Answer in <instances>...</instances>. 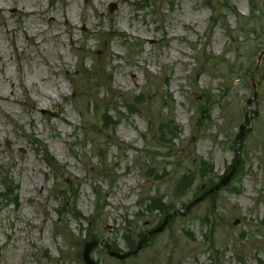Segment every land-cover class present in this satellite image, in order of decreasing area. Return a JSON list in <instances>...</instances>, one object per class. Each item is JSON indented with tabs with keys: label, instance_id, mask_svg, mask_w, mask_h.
I'll use <instances>...</instances> for the list:
<instances>
[{
	"label": "rangeland",
	"instance_id": "374dc122",
	"mask_svg": "<svg viewBox=\"0 0 264 264\" xmlns=\"http://www.w3.org/2000/svg\"><path fill=\"white\" fill-rule=\"evenodd\" d=\"M263 51L264 0H0V264H264Z\"/></svg>",
	"mask_w": 264,
	"mask_h": 264
},
{
	"label": "water",
	"instance_id": "95a60500",
	"mask_svg": "<svg viewBox=\"0 0 264 264\" xmlns=\"http://www.w3.org/2000/svg\"><path fill=\"white\" fill-rule=\"evenodd\" d=\"M263 57H264V52L261 53L259 59L261 60ZM235 171H236V169H234V171H233L229 176H227V177L221 182V184L216 188V190H220L221 187H222L223 185L228 184V183L231 181V178L233 177V175L235 174ZM214 191H215V189L212 190L210 193H214ZM168 222H169V219H166L165 223L162 225V227H160V228L156 231V233H160V232H162V231L166 228ZM96 245H97V243H95V242H93V243H89V244H86V246H85V251H84V256H83V257H84V261H85L86 264H96V263L92 260V258H91V252H92L93 248H94ZM142 246H143V245L141 244V245L139 246V249H138L137 251H135V252H133V253H131V254H128V255H124V256H122V255H118V254H114V253H111L110 255H111L112 257H116L117 259H119V260L122 261V260H125V259H127V258H129V257H131V256L136 255L139 251H141Z\"/></svg>",
	"mask_w": 264,
	"mask_h": 264
},
{
	"label": "trees",
	"instance_id": "16d2710c",
	"mask_svg": "<svg viewBox=\"0 0 264 264\" xmlns=\"http://www.w3.org/2000/svg\"><path fill=\"white\" fill-rule=\"evenodd\" d=\"M172 129H173L172 126H169V127L164 126V127H162V128L159 130L161 141H165V138H167L168 136L170 137V135H171L170 130L172 131ZM174 130H176V129H174ZM169 133H170V135H169ZM187 179H188V178H186V179H182V181L185 182ZM13 195H14V192H11L10 196H13ZM157 202H158L157 200H153L149 207L153 208L154 210H158V211H162V210H163L162 212L167 213V214L170 216V211H169L170 209H169V208L167 209V206H165V205H161V201H160V205H161V209H162V210H160V209H159V205H156ZM12 204H15V202H13ZM16 205H17V204H16ZM171 215H172V214H171ZM113 250H114L115 252H117V253H120V251H119L118 249H115V248H114ZM133 250H134V249H133Z\"/></svg>",
	"mask_w": 264,
	"mask_h": 264
}]
</instances>
